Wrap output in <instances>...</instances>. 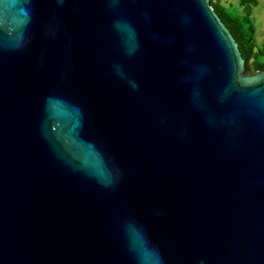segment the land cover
<instances>
[{
  "label": "water",
  "instance_id": "1",
  "mask_svg": "<svg viewBox=\"0 0 264 264\" xmlns=\"http://www.w3.org/2000/svg\"><path fill=\"white\" fill-rule=\"evenodd\" d=\"M243 70L209 0H0V264H264Z\"/></svg>",
  "mask_w": 264,
  "mask_h": 264
},
{
  "label": "trees",
  "instance_id": "2",
  "mask_svg": "<svg viewBox=\"0 0 264 264\" xmlns=\"http://www.w3.org/2000/svg\"><path fill=\"white\" fill-rule=\"evenodd\" d=\"M210 5L220 17L235 39L244 63V74L254 73L256 70L264 71V42L263 48L258 47L255 38V27L251 16V8L257 0H239L243 7L241 14L233 13L220 4V0H209Z\"/></svg>",
  "mask_w": 264,
  "mask_h": 264
},
{
  "label": "rangeland",
  "instance_id": "3",
  "mask_svg": "<svg viewBox=\"0 0 264 264\" xmlns=\"http://www.w3.org/2000/svg\"><path fill=\"white\" fill-rule=\"evenodd\" d=\"M220 4L225 6L227 10L236 14H241L243 7L240 6L239 0H220ZM251 16L253 19L255 33L254 38L258 47L263 48L264 42V0H257V3L251 8ZM264 60V57H262Z\"/></svg>",
  "mask_w": 264,
  "mask_h": 264
},
{
  "label": "snow or ice",
  "instance_id": "4",
  "mask_svg": "<svg viewBox=\"0 0 264 264\" xmlns=\"http://www.w3.org/2000/svg\"><path fill=\"white\" fill-rule=\"evenodd\" d=\"M129 231L132 234L133 238L135 239L136 238V233H135L134 228L131 225L129 226Z\"/></svg>",
  "mask_w": 264,
  "mask_h": 264
}]
</instances>
